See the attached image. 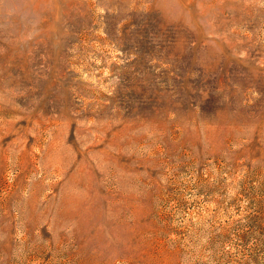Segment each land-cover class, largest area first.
Returning a JSON list of instances; mask_svg holds the SVG:
<instances>
[{
	"label": "rangeland",
	"instance_id": "374dc122",
	"mask_svg": "<svg viewBox=\"0 0 264 264\" xmlns=\"http://www.w3.org/2000/svg\"><path fill=\"white\" fill-rule=\"evenodd\" d=\"M0 264H264V0H0Z\"/></svg>",
	"mask_w": 264,
	"mask_h": 264
}]
</instances>
